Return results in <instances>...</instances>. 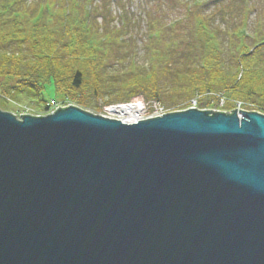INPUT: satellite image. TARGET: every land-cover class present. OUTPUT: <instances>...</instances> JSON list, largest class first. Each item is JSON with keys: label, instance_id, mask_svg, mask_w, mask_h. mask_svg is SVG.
Returning <instances> with one entry per match:
<instances>
[{"label": "water", "instance_id": "1", "mask_svg": "<svg viewBox=\"0 0 264 264\" xmlns=\"http://www.w3.org/2000/svg\"><path fill=\"white\" fill-rule=\"evenodd\" d=\"M239 113L0 111V264H264V116Z\"/></svg>", "mask_w": 264, "mask_h": 264}, {"label": "trees", "instance_id": "2", "mask_svg": "<svg viewBox=\"0 0 264 264\" xmlns=\"http://www.w3.org/2000/svg\"><path fill=\"white\" fill-rule=\"evenodd\" d=\"M114 1L0 0V101H26L46 113L50 101L42 95L51 86L55 101L69 99L81 110L91 101L108 107L141 100L184 111L196 96L217 94L253 103L264 114V16L255 17L246 37V19L253 15L249 0L238 2L243 20L230 32L219 28L215 18L223 21L225 9L235 7L231 0L227 7L226 0L212 1V12H207V0L184 2L181 18L168 25L161 23L170 7L141 9L147 23L146 61L133 69L130 37L136 18ZM111 7L117 13L112 15ZM116 21L120 26L114 28ZM182 23H189L191 38L179 50L183 41L175 35ZM115 52L125 68L118 74L108 65Z\"/></svg>", "mask_w": 264, "mask_h": 264}, {"label": "rangeland", "instance_id": "3", "mask_svg": "<svg viewBox=\"0 0 264 264\" xmlns=\"http://www.w3.org/2000/svg\"><path fill=\"white\" fill-rule=\"evenodd\" d=\"M109 3V5L111 4H115L114 0H104V2ZM195 0H120L119 2V6H122L123 8H125L124 10L126 12H128L129 16H134V19L136 18V23H135V28L132 31V36L130 37L131 40L134 41L135 43V47L133 48L134 53L136 54V57L133 58V61L135 62L134 67H131V69L133 68H137L139 66H141V64L146 61V49H145V43L148 41L147 39V23L145 22V17H143V14H141V9H144L145 7H149V9H151L153 12H155V8H158L159 6H161L162 9H164L166 6L170 7L169 11H167L166 13V18L163 21L164 23H161L162 25H168L169 23L174 22V20L176 18H181V15L183 14V9L180 10V5L183 4L184 2H186L187 4H189L190 2H194ZM212 1L214 0H207L205 1L206 4L208 5V11L207 12H212L214 10V6H212ZM229 0H226L225 2V7L228 6V2ZM241 1V2H240ZM242 1L245 0H231V3L235 4V7H233V9H225L226 13L221 15L223 16V21H216L217 18H215V23H217L216 25L219 26V28H221L222 30H224V32H230V29L238 26L239 23L243 20V15L240 13L241 10V6H239V3H242ZM248 3L250 4V8L252 9L253 15L251 17L247 16L246 19V23H248L249 26V31L252 30V26L251 24L254 23V19L255 17L261 18L260 15L264 10V0H249ZM145 8V9H147ZM112 10V15L114 13H117L116 8L115 7H111ZM220 16V17H221ZM226 18V19H225ZM225 22V23H224ZM120 24L117 23V21L115 23H112V27L117 28L119 27ZM226 29V30H225ZM179 33H176V40H182L183 43L179 46V50H182L185 48V44L187 41L190 40V26L189 23H182L179 25ZM226 37H224L222 39V43L225 42L226 43ZM127 40V38H126ZM224 43V45H225ZM227 50L226 48L223 47V53H224V57H227ZM120 54V53H119ZM120 58L118 56V53L115 52V55L113 58H110L111 60H109L108 65H110V71L118 74L121 70L125 69L124 65H120L117 62V59ZM127 61H125L124 63H126ZM136 66V67H135ZM163 88V87H162ZM57 94H55V92L53 91L51 86H47L45 91L43 92L42 95V99L45 102H49L51 100L56 99ZM226 99V98H225ZM196 103H195V110L197 111H212V112H219L222 113L225 110V107H228V110H226V114L228 112H230L233 108H235V110L237 111V107L236 104L237 103H241L239 105L240 111L243 112H255L257 114H260V111L258 110L259 108L253 104V103H243V102H236V101H231V100H224L220 95L217 94H212V95H198L196 96ZM64 102H62L61 100H58L57 102V106L58 108H66L68 106H73L75 108H77L74 105V102L70 101L69 99L63 100ZM132 104H136L139 106H142L143 111H145V115H143L141 117V121L143 120H147L150 118H155V117H159L163 114H165L164 110L167 111L168 113H174L177 112L175 111H169L170 109H167V106H164L165 104H162V106L160 105V107H154L150 104H147V102L141 101V100H135L132 103H129L127 106L132 105ZM108 107H112V106H108ZM86 108V107H85ZM106 107L103 106L102 102L98 101V102H88V106L86 109L81 110L80 108H77L83 112H87L90 113L93 116H99L102 118H106V119H110V120H116V121H121L116 117L111 116L105 109ZM0 109H2L4 113H8L14 116L15 119L21 121L20 119V115H28V116H32V117H45L47 115H52L53 112H55V109L51 110V108H49V111L46 113H42L37 109V106L35 104L29 105L26 101L22 102V103H16L13 104L11 102L7 103L4 101H0ZM150 109V112H147V110ZM163 112H162V111ZM1 111V110H0ZM237 117L240 116V113L236 114ZM261 115L264 116V114L261 113Z\"/></svg>", "mask_w": 264, "mask_h": 264}, {"label": "bare ground", "instance_id": "4", "mask_svg": "<svg viewBox=\"0 0 264 264\" xmlns=\"http://www.w3.org/2000/svg\"><path fill=\"white\" fill-rule=\"evenodd\" d=\"M111 116L118 118L119 120H124L128 122H138L141 121V117L145 115L142 106L132 104V105H119L108 107L106 110ZM150 112V111H147ZM241 119V117H238Z\"/></svg>", "mask_w": 264, "mask_h": 264}, {"label": "built area", "instance_id": "5", "mask_svg": "<svg viewBox=\"0 0 264 264\" xmlns=\"http://www.w3.org/2000/svg\"><path fill=\"white\" fill-rule=\"evenodd\" d=\"M50 106H51L52 109L58 108V106H57L55 103H53V102L51 103ZM152 106H154V107H160L158 104H152ZM194 106H195V102H192L190 108H191V109H194ZM237 106H238V107H237V109H238L237 111H239V110H240L239 105H237ZM147 111H150V109L147 110ZM161 111H162V110H161ZM162 112H163V111H162ZM164 113H165V112H164Z\"/></svg>", "mask_w": 264, "mask_h": 264}]
</instances>
